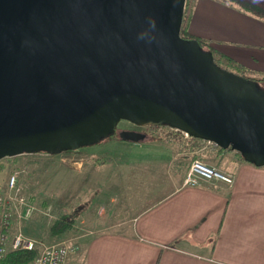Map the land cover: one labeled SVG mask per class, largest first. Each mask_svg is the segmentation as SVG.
I'll use <instances>...</instances> for the list:
<instances>
[{
    "label": "water",
    "instance_id": "1",
    "mask_svg": "<svg viewBox=\"0 0 264 264\" xmlns=\"http://www.w3.org/2000/svg\"><path fill=\"white\" fill-rule=\"evenodd\" d=\"M185 3L0 0V160L95 144L125 120L264 166V89L180 35Z\"/></svg>",
    "mask_w": 264,
    "mask_h": 264
},
{
    "label": "crops",
    "instance_id": "2",
    "mask_svg": "<svg viewBox=\"0 0 264 264\" xmlns=\"http://www.w3.org/2000/svg\"><path fill=\"white\" fill-rule=\"evenodd\" d=\"M241 7L238 1L192 0L188 31L252 72H264V17ZM173 145L155 147L160 157L149 167L167 164L168 190L143 202L125 197L127 216L106 214L96 230L135 235L96 236L85 264H264V166L227 149L200 150L187 140ZM193 158L233 176V183L183 186Z\"/></svg>",
    "mask_w": 264,
    "mask_h": 264
},
{
    "label": "rangeland",
    "instance_id": "3",
    "mask_svg": "<svg viewBox=\"0 0 264 264\" xmlns=\"http://www.w3.org/2000/svg\"><path fill=\"white\" fill-rule=\"evenodd\" d=\"M219 1L231 3L230 0ZM186 2L189 7L192 0ZM243 2L241 8L252 15L251 9H245L249 8V2ZM240 65L244 69L241 74L249 79L256 80L264 74ZM117 128H134L145 133L146 138L131 142L114 135L57 154L34 152L2 158L0 188L11 213L12 231H19L45 245L67 241L76 246L70 264H85L91 239L96 236L112 232L135 235L134 231H96L103 227L106 214L125 217L128 214L126 198L142 199L143 202L168 190L164 188L170 176L167 164L162 162L159 169L149 168L154 164L153 159L160 157L155 147L176 149L174 143L180 145L187 140L200 150L211 148L202 139L194 141L168 126H137L120 121ZM13 173L16 180L13 187H9L7 180ZM28 207L30 212L26 214ZM63 215L73 221L72 226L51 234L52 224Z\"/></svg>",
    "mask_w": 264,
    "mask_h": 264
},
{
    "label": "built area",
    "instance_id": "4",
    "mask_svg": "<svg viewBox=\"0 0 264 264\" xmlns=\"http://www.w3.org/2000/svg\"><path fill=\"white\" fill-rule=\"evenodd\" d=\"M181 133L185 137H190L186 132ZM202 142L211 148H217V145L212 141L202 140ZM15 180L16 174L13 173L9 176L7 185L13 187ZM212 180H221L226 183L233 182L230 175L224 174L200 159L194 158L188 165L182 185L195 187ZM29 212L30 208L28 207L25 213L29 214ZM11 223L12 217L7 199L0 188V262L11 252L36 251L35 257L27 264H68L69 255L76 252V246L64 240L45 245L19 231L13 232Z\"/></svg>",
    "mask_w": 264,
    "mask_h": 264
},
{
    "label": "trees",
    "instance_id": "5",
    "mask_svg": "<svg viewBox=\"0 0 264 264\" xmlns=\"http://www.w3.org/2000/svg\"><path fill=\"white\" fill-rule=\"evenodd\" d=\"M230 1H238L243 4L244 3L243 1L245 0H230ZM246 1L249 2L248 7L252 10L253 13L264 17V1L262 0H246ZM185 6L186 7L183 13V20H182L180 35L185 38L196 39L199 42V45L202 49L212 52L214 61L223 69L232 71L238 75L246 77L243 74H241L240 71H244V69L239 63H237L236 61H234L227 55L223 54L222 52L218 51L214 47L210 46L207 42L201 40V38L193 36L192 34L189 33L188 25H189V20L191 16V5L187 7V2H186ZM256 81L261 86V88L264 89V74L259 79H256ZM162 126H167V125H162ZM114 135H118V134L113 133L109 135L108 137L114 136ZM191 139L194 141L201 140L199 138H194V137H191ZM217 147L218 149L223 150V148H220L219 146ZM227 150L235 152L240 160L245 161L239 152H236L235 150L231 148H227ZM40 152H44V151H40ZM103 162L105 163L107 162V160H104ZM72 224H73V221L63 215L61 216V218H59L52 224L50 228V232L51 234L61 233L62 231H65L66 229L70 228ZM35 255H36V251L11 252L7 255V257L3 261L0 262V264H27L29 261H31L35 257Z\"/></svg>",
    "mask_w": 264,
    "mask_h": 264
},
{
    "label": "flooded vegetation",
    "instance_id": "6",
    "mask_svg": "<svg viewBox=\"0 0 264 264\" xmlns=\"http://www.w3.org/2000/svg\"><path fill=\"white\" fill-rule=\"evenodd\" d=\"M122 121H125V120H122ZM126 122H129V121H126ZM130 123V122H129ZM133 124V123H132ZM120 129H116V132L115 133H117L118 134V131H119ZM128 130H136V129H134V128H128Z\"/></svg>",
    "mask_w": 264,
    "mask_h": 264
}]
</instances>
